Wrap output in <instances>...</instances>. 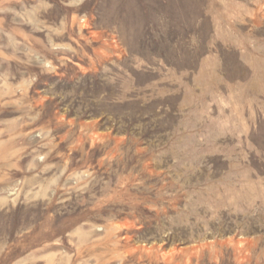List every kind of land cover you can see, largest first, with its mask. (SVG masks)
<instances>
[{"label": "rangeland", "instance_id": "1", "mask_svg": "<svg viewBox=\"0 0 264 264\" xmlns=\"http://www.w3.org/2000/svg\"><path fill=\"white\" fill-rule=\"evenodd\" d=\"M0 264H264V0H0Z\"/></svg>", "mask_w": 264, "mask_h": 264}]
</instances>
